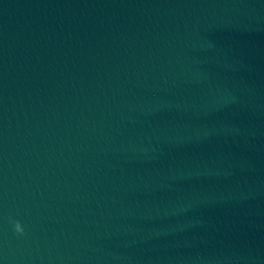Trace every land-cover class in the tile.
<instances>
[{
  "label": "water",
  "instance_id": "obj_1",
  "mask_svg": "<svg viewBox=\"0 0 264 264\" xmlns=\"http://www.w3.org/2000/svg\"><path fill=\"white\" fill-rule=\"evenodd\" d=\"M0 264H264V0H0Z\"/></svg>",
  "mask_w": 264,
  "mask_h": 264
},
{
  "label": "clouds",
  "instance_id": "obj_2",
  "mask_svg": "<svg viewBox=\"0 0 264 264\" xmlns=\"http://www.w3.org/2000/svg\"><path fill=\"white\" fill-rule=\"evenodd\" d=\"M9 223H10V225L12 227L13 232L16 235H18V236L24 235L25 229H24V226L22 225V223L19 220L14 219L12 217H9Z\"/></svg>",
  "mask_w": 264,
  "mask_h": 264
}]
</instances>
